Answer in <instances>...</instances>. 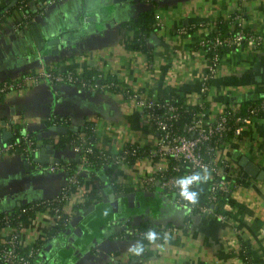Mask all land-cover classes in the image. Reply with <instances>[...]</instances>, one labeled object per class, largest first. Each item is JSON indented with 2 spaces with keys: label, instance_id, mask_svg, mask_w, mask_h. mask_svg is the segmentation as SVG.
<instances>
[{
  "label": "crops",
  "instance_id": "obj_1",
  "mask_svg": "<svg viewBox=\"0 0 264 264\" xmlns=\"http://www.w3.org/2000/svg\"><path fill=\"white\" fill-rule=\"evenodd\" d=\"M18 1L0 2L5 12L0 19V82L20 80L24 73L45 68L98 72L119 87L140 89L148 97L172 94L194 104L201 99V75L207 64L198 41L215 30L218 18L233 15L231 26L261 35L262 43L245 42L221 53L204 97L203 121L211 122L224 105L241 106L264 97V0H29L27 9ZM149 9L155 28L145 39L146 50L128 47L133 35L130 23ZM33 22L42 36L39 48L29 26ZM180 28L186 31L179 32ZM50 116L63 120L57 125L75 131L90 122L94 145L109 153L127 142L148 145L155 135L139 109L118 90L49 84L42 79L0 93V146L32 133L36 143L53 148L49 158H58L26 162L19 151L1 152L0 214L55 196L66 180V162L77 161L82 177L63 204L65 212H72L73 222H68L64 233H49L57 221L49 209L37 208L22 220L24 249L38 244L56 258L54 264H130L139 244L126 232L145 221L161 228L163 235L147 243L141 264H242L241 246L249 247L253 264H264L263 117L251 120L241 136L226 139L218 152L219 160L230 163L223 174L232 188L226 218L221 220L133 186L136 176L152 169L146 156L116 166L129 196L110 199L108 195L117 192L107 185L104 200L103 175L98 180L86 166L80 167V156L69 143L54 146L59 134L73 131L56 132L47 124ZM51 164L57 168L50 170ZM97 189L99 198L78 204ZM4 237L0 230V241Z\"/></svg>",
  "mask_w": 264,
  "mask_h": 264
},
{
  "label": "built area",
  "instance_id": "obj_2",
  "mask_svg": "<svg viewBox=\"0 0 264 264\" xmlns=\"http://www.w3.org/2000/svg\"><path fill=\"white\" fill-rule=\"evenodd\" d=\"M231 23L229 22L230 29L226 34L222 36L215 34L212 38L204 36L198 41L207 54L206 68L201 75L200 81L199 94L201 99L197 102L199 109L191 114L190 119L181 124L180 127L176 124L179 122L178 119L184 110H186L184 107L188 102L178 101L176 95L159 99L151 98L140 89L119 87L115 81L101 84L100 79L103 75L98 72H91V75L85 76L83 72L75 70L61 71L45 68L38 71H30L24 73L20 80L0 82V93H4L11 88L20 87L27 81L37 83L42 79L49 84L66 83L93 90L109 88L120 91L139 109L143 120L152 127L155 135L152 142L148 145L142 146L127 142L113 153L105 152L98 148V155L116 165L131 163L141 156H146L152 163V169L145 174L136 176L133 186L139 187L143 191H160L168 197L174 194L171 200L177 206L186 208L191 212L212 213L223 220L226 218V211L224 210L229 209L230 203L225 200L222 204V210L218 211L216 210L217 204L221 196L227 193L230 195L232 188L229 180L223 174V170L228 168L230 163L227 160H219L217 158L221 148L219 142L223 143L226 141V139L221 140V138L229 128L232 129V137H239L251 120L258 117L264 118V97H262L257 102L245 105L243 110L239 104L224 105L211 122L203 121V114L207 107L204 97L207 94L211 79L217 72V64L220 59L217 52L218 47L241 46L245 42H252L253 45L262 43L261 35L242 28H236L234 31ZM185 31V28L179 29V32ZM50 118L60 124L63 121L56 116H50ZM91 128L93 129V126ZM68 143L77 152L83 150L80 155V167H82L87 162L85 153L92 150L94 142L90 141L86 134L79 133ZM35 144V138L28 133H23L13 140L5 141L0 146V153L14 150L19 151L21 154H27L30 149L35 147ZM134 156L136 157L130 162V157ZM67 167H69V162L64 165L63 170H68ZM48 168L54 170L57 165L51 164ZM77 174V168L72 172L67 171L66 180L55 196L21 205L15 217L23 213L28 215L37 208L44 207L52 212L56 221L60 220L61 216H64L61 222L63 226H67L71 219L69 213L72 214V212L69 211L64 214L65 212L61 210L63 206L60 205L59 207L58 203L61 201L65 202L70 198L72 186L80 185ZM200 180L206 182V191L202 200L193 191V187L199 184ZM111 183L119 187V192H122L123 187L126 186L124 181L118 177L113 179ZM185 183H187V191L195 194L194 202L185 199L181 195L182 186ZM84 202L83 196L78 201V204L82 205ZM7 214H3L1 220L3 225L0 227V230H3L5 235L4 239L0 241V264H34L33 261L42 248H40V245L34 244L24 249L21 245L20 237L22 220L13 218L15 223H12ZM154 230L152 227L139 229L137 226H132L127 231L130 234H135L134 236L138 240L140 235H147L149 231ZM154 232L158 236L157 230ZM145 249L143 250L145 251ZM142 259V254L135 256L137 264H141ZM241 263L250 264L248 260L242 259Z\"/></svg>",
  "mask_w": 264,
  "mask_h": 264
},
{
  "label": "trees",
  "instance_id": "obj_3",
  "mask_svg": "<svg viewBox=\"0 0 264 264\" xmlns=\"http://www.w3.org/2000/svg\"><path fill=\"white\" fill-rule=\"evenodd\" d=\"M19 4L22 5L23 9H27V5L29 4V0H19L18 1ZM4 9L0 8V18L3 17L4 13L3 12ZM233 15L227 17V18H218L215 21V30L212 31L211 33H209L208 36L209 38H212L215 34H220L221 36L226 34L230 27H229V22L231 20ZM130 26L133 28V35L131 37V39H129L126 42V45L130 48H134V49H141V50H146V44H145V39L147 37V35L154 30L155 25H154V14H153V9H149L147 11H143L141 12L137 19L135 21H132L130 23ZM236 30V28L234 27V31ZM227 48V46H220L217 49L218 55L220 57L221 53ZM91 72H83V75L88 76L91 75ZM110 81H114L113 78H108L107 76H102V78L100 79L101 84H106V82H110ZM172 94H168L167 97H172ZM260 98L257 99H249L248 101L244 102L243 104H241V108L242 110L245 108V105L249 104V103H253V102H257ZM176 99L178 101H183L181 100V97H176ZM186 110H184V112L182 113V115L180 116V118L178 119V123L176 124L178 127L181 126V124H183L184 122L188 121L190 119L191 114H193L195 111H197L199 109L198 104L197 103H188L185 104L184 107ZM47 124L48 125H57L60 124L58 121H55L53 119H48L47 120ZM92 125L90 124V122H85L83 127L77 131H73V132H68L66 134H59L58 138L56 139V141L54 142V146L55 147H63L66 143H68L72 138H74V136H76L79 133H83L86 134L88 136V139L92 142H94V132L93 129L91 128ZM244 132V130L242 131V133ZM29 135H31L33 138H35L33 136L32 133H28ZM242 135V134H241ZM233 136V132L232 129L229 128L226 133L222 136L221 140L224 139H228L230 137ZM16 137L12 138L11 140L15 139ZM219 146H222V143L219 142ZM83 153V150H80L78 152L79 156ZM86 157H87V162L85 164H83L84 166H86L91 175L93 177H96L98 180L100 179L101 175H104L106 177L107 183H108V187H110L111 190H113L114 192L117 193H123V192H128L129 191V187L125 186L123 187L122 192H119V187L116 184H112L111 181L115 178H117V174H116V164L111 162L110 160H105L104 158H102L101 156L98 155V148L94 145L92 150L90 152H86L85 153ZM136 156L134 157H130V162L132 160H134ZM79 161V160H78ZM81 161V160H80ZM67 163V162H66ZM64 163V165L66 164ZM76 165H77V161H72L69 162V167L68 172H72L74 169H76ZM77 178H78V183L81 184L82 182V177L80 175V173L77 174ZM193 191L197 194V197L202 200L204 199V195H205V191H206V182L200 180L199 184H197L196 186L193 187ZM141 192H144L143 190ZM156 193H159L161 195H163L160 191H155ZM87 198L85 200V202L82 204V206L88 205L92 202L93 198H99L100 194L98 189L90 192L88 194H86ZM225 200L229 201V193L224 194L223 196H221L219 198L218 204H217V211L218 210H222V204ZM64 201H61L58 203V206L60 207V205L63 206ZM62 211L65 212V210L63 209V207L61 208ZM226 211V210H224ZM17 213V211H12L9 212L7 215L10 217V220L12 223H15V220H23L25 218V216L27 215L26 213L20 214V216L15 217V214ZM66 214V212L64 213ZM64 216H61L57 221V226L55 228H51L49 233H55V231L57 230V234L61 231L62 228H64L65 226H63L62 224V219ZM3 218V213L0 214V227L3 225V222L1 221ZM14 218V219H13ZM133 226H137L139 229H148V227H152L153 229L157 230L158 236L156 239H160L162 238L163 232L162 229L159 227H155L152 226L150 224H148L147 222L143 221V222H138L136 224H134ZM154 230V231H155ZM126 234L128 236L134 237L135 238V234H130L128 232H126ZM149 242L147 235H140L138 238V244L140 246L145 249V251L143 250V252L141 253L143 256L146 255L147 253V243ZM137 254L135 253V256ZM238 255L240 256V258L242 260H248L250 264L252 263L251 257H250V251H249V247L248 246H241L239 248V252ZM130 264H137L135 261H133Z\"/></svg>",
  "mask_w": 264,
  "mask_h": 264
},
{
  "label": "water",
  "instance_id": "obj_4",
  "mask_svg": "<svg viewBox=\"0 0 264 264\" xmlns=\"http://www.w3.org/2000/svg\"><path fill=\"white\" fill-rule=\"evenodd\" d=\"M29 26H30V29L32 31L34 41L39 48L40 43H43V42H41L42 36L39 33V30H37V26H36L35 22L31 23ZM51 128L58 133H66L67 131H75L76 130V128L68 127L66 125H53V126H51ZM52 153H53V148L50 147L49 144L42 147L40 143H36L35 147L33 149H30L27 154H21V156H22V158L25 159L26 162L27 161L29 162L30 160H31V162H38V163L39 162L40 163L45 162V161L57 162L58 158H49L52 156ZM102 179H103V182L101 185V192H102V196H103L104 200H107L104 188L107 187L108 183H107L106 177L104 175L102 176ZM145 194L146 195H154L155 193L152 191H146ZM157 194H159V193H157ZM130 195L133 197L134 193L132 192V193H130ZM120 196H127L128 197L129 193L123 192V193H117V194H109L108 198L112 199L114 197L118 198ZM173 196H174V194H171L170 199H172ZM88 209H86V211ZM73 220H74V218L70 222H73ZM78 229H80V228H78ZM76 233L77 232L74 230L73 235L71 236L72 239H74V234H76ZM64 235H66V234H64ZM39 258H40V260L37 262V264H54L53 259L47 254V250H45V249L40 254ZM54 260H56V258H54Z\"/></svg>",
  "mask_w": 264,
  "mask_h": 264
},
{
  "label": "clouds",
  "instance_id": "obj_5",
  "mask_svg": "<svg viewBox=\"0 0 264 264\" xmlns=\"http://www.w3.org/2000/svg\"><path fill=\"white\" fill-rule=\"evenodd\" d=\"M182 187H183V190L181 192V195L184 196L185 199L194 202V195L195 194L194 193H189L187 191V183H185ZM147 238H148V240L150 242H154L156 240V238H157L156 233L154 231H149L147 233ZM133 251H135V253L137 255H139V254H141L143 252V247L142 246L137 247V248L133 249Z\"/></svg>",
  "mask_w": 264,
  "mask_h": 264
},
{
  "label": "flooded vegetation",
  "instance_id": "obj_6",
  "mask_svg": "<svg viewBox=\"0 0 264 264\" xmlns=\"http://www.w3.org/2000/svg\"><path fill=\"white\" fill-rule=\"evenodd\" d=\"M65 229H66V226H65L64 228L61 229V232L64 233ZM43 251H44V249L42 248L41 252L38 254V256L36 257V259L33 261L34 264H35V263L37 264V262L40 260L39 256H40V254H41ZM51 260H52V259H51ZM53 262H54V260H53Z\"/></svg>",
  "mask_w": 264,
  "mask_h": 264
}]
</instances>
